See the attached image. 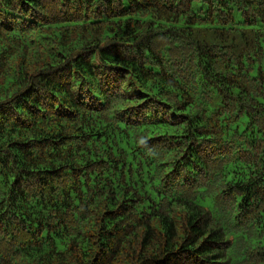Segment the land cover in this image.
<instances>
[{
    "label": "trees",
    "instance_id": "16d2710c",
    "mask_svg": "<svg viewBox=\"0 0 264 264\" xmlns=\"http://www.w3.org/2000/svg\"><path fill=\"white\" fill-rule=\"evenodd\" d=\"M0 264H264V0H0Z\"/></svg>",
    "mask_w": 264,
    "mask_h": 264
}]
</instances>
